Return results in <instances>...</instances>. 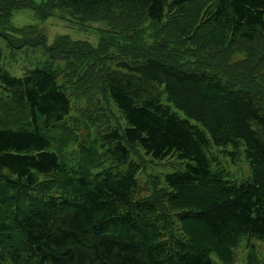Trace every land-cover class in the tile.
<instances>
[{
  "label": "trees",
  "instance_id": "obj_1",
  "mask_svg": "<svg viewBox=\"0 0 264 264\" xmlns=\"http://www.w3.org/2000/svg\"><path fill=\"white\" fill-rule=\"evenodd\" d=\"M21 10L36 20L70 10L113 27L97 46L67 35L48 44L33 25H13ZM130 16L171 26L178 39L213 54L237 44L264 46V0H0L7 46H42L50 60L15 76L0 49L6 101L27 114L0 125V264L231 263L241 242L244 264H261L252 241L264 243V105L257 99L264 97L263 75L256 80L264 50L235 76L218 58L216 75L171 58L165 44L139 51ZM120 27L136 34L118 38ZM60 59L76 63L67 87L52 67ZM100 91L122 129L112 124ZM74 102L86 136L70 151L76 140L63 129ZM238 142L251 168L239 182L212 152ZM133 146L183 165L164 176V193L141 195Z\"/></svg>",
  "mask_w": 264,
  "mask_h": 264
},
{
  "label": "rangeland",
  "instance_id": "obj_2",
  "mask_svg": "<svg viewBox=\"0 0 264 264\" xmlns=\"http://www.w3.org/2000/svg\"><path fill=\"white\" fill-rule=\"evenodd\" d=\"M41 2L42 0H35ZM119 14L116 12L114 15ZM12 23L15 26L26 27L33 25L36 28V32L43 35L47 39V43L51 44L56 38L61 35H67L73 41H87L92 46H97L99 37L103 30H111L113 24L104 21L88 20L77 17L71 13L70 10H59L54 12L51 16L43 20H36L31 10H21L16 12L12 16ZM114 23V22H113ZM122 23H124L122 21ZM130 23H132L129 30H134L135 34H130L126 28L120 27L116 31L118 38H125L129 36H137L141 42L138 46L139 51H143L142 45L149 46L152 50L161 51L159 47L162 44L166 45L169 56L174 59H179L184 65L198 68H205L207 71L216 75H222V65L218 63L219 60L225 61L224 64L233 75H239L236 69L243 67L247 70V67H251V64L255 62L258 55L264 50L262 43L255 44H237L233 50L232 48L218 49L217 53L213 49L198 47L190 44L183 38L178 39L179 33L175 31L171 26L168 25H155L151 22L144 21L142 17L130 16ZM138 29V31L135 30ZM130 39V38H129ZM124 44V40L120 41ZM118 47V44H117ZM0 49L3 52V66L12 75L22 76L24 73L30 71L37 64L50 63L48 60L49 56L42 46H24L22 48H14L7 46L6 41L0 37ZM237 49L236 51H234ZM119 50V49H118ZM146 50V49H145ZM126 51V49H121ZM177 52V53H176ZM111 54L117 55L121 58L124 55L116 52L115 50L110 51ZM253 57V58H250ZM78 59L74 60L76 62ZM60 59V61L52 62V67L57 70V77L60 84L65 87L69 85L70 78V66L76 65V63ZM263 70L257 69L256 80L259 76L263 75ZM261 77H259V81ZM261 83V81H260ZM70 86V85H69ZM261 89H264L262 87ZM99 97L105 106L107 114L110 116L112 124L122 129L124 122L111 102L106 98L105 94L100 91ZM7 92L0 86V125H12L19 121L27 119L25 111L17 112L11 108L6 101ZM163 100L166 99L165 94H161ZM257 97V96H256ZM260 103L264 105V97L259 96L257 98ZM76 104H73V110L70 116L65 122V129L63 133L68 134L76 140L73 142L74 148L70 146V151L76 150L77 143L85 138L86 130L82 124L77 123L74 120ZM264 107V106H263ZM71 132H74L71 133ZM213 154L218 158L219 167H221L229 176L237 182L249 178L251 173L249 160L246 158L244 153V146L241 142H238L236 147L225 146V147H214ZM71 154V152H70ZM130 158L140 164V171L137 173V179L141 188L142 196H151L160 191L165 192L164 187V176L175 171L182 170L183 165L175 161L174 159H164L161 161L153 160L151 157L145 155L141 149L137 146L130 148ZM116 169V168H114ZM253 245L257 251L260 263L264 264V243L253 240ZM234 257L231 263H224L213 257L215 264H244L246 258V246L244 242H241L238 247L233 251ZM4 264H13L8 259L5 260ZM20 264V263H19ZM26 264V263H23Z\"/></svg>",
  "mask_w": 264,
  "mask_h": 264
}]
</instances>
